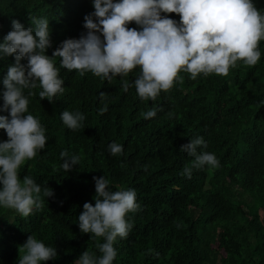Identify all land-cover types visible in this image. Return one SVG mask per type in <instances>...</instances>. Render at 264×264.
I'll use <instances>...</instances> for the list:
<instances>
[{
	"label": "trees",
	"instance_id": "1",
	"mask_svg": "<svg viewBox=\"0 0 264 264\" xmlns=\"http://www.w3.org/2000/svg\"><path fill=\"white\" fill-rule=\"evenodd\" d=\"M253 3L264 14V0ZM93 12V0H0V42L13 19L35 28L32 18H47L51 57L64 40L86 34L84 17ZM161 15L180 21L175 13ZM128 27L141 30L135 22ZM259 50L255 66L238 61L227 76L200 74L193 80L181 71L182 79L155 101L136 92L139 67L109 81L90 71H68L54 57L63 93L52 102L40 100L39 81L23 90L28 113L40 120L48 139L21 166L20 178L31 176L41 187L43 206L27 217L0 206V264H18L30 235L57 250L42 264H75L86 250L99 257L97 244L104 239L82 233L78 217L84 203L95 204L93 177L104 176L112 191L134 190L139 205L126 215L132 228L127 237H117L113 264H264V40ZM15 62V54L0 56L4 116L9 112L3 110V80ZM152 108L156 116L145 119ZM64 110L82 113V127L69 129L61 119ZM197 137L207 144L198 151L214 153L219 166L194 168L189 179L181 173L194 158L180 149ZM7 139L0 129V142ZM112 142L123 146L121 154L111 155ZM63 151L80 157L69 171L62 168ZM45 188L54 195L45 197Z\"/></svg>",
	"mask_w": 264,
	"mask_h": 264
},
{
	"label": "clouds",
	"instance_id": "2",
	"mask_svg": "<svg viewBox=\"0 0 264 264\" xmlns=\"http://www.w3.org/2000/svg\"><path fill=\"white\" fill-rule=\"evenodd\" d=\"M93 7L94 12L84 17L86 34L64 40L51 57L46 54L51 47L47 18H32L35 28H25L13 19L12 30L0 42V56L15 54L16 61L3 80V110L9 115H0V129L8 137L0 142V206L23 217L29 216L34 207H42L43 201L39 195L41 187L31 176L21 179L19 170L45 148L48 139L40 120L28 113L29 100L23 90L35 89L39 81L40 100L47 98L52 102L63 93L64 80L54 57H60V67L68 71L76 70L80 75L90 71L109 81L115 76H127L139 67L141 74L134 85L144 101H155L162 91H169L182 79L181 71L193 80L200 74L227 76L238 61L255 66L261 57L259 42L264 40V14L253 0H93ZM161 13L178 14L180 21ZM132 22L141 30L129 28ZM22 59L27 63L22 64ZM128 87L124 81V90ZM34 94L29 91L28 96ZM100 97L103 100L105 93L101 92ZM156 114V108L143 113L145 119ZM61 119L69 129L77 130L85 116L79 111L64 110ZM108 147L113 156L123 152L118 143L112 142ZM206 147L203 137L181 146V151L194 158L182 175L190 179L194 168L219 166L214 153L198 151ZM60 155L65 171L79 164V156H69L67 151ZM93 179L95 204L84 203L78 225L82 233L102 237L104 242L97 244L99 257L86 250L75 264H113L117 237H127L132 228L126 215L139 208L136 192L110 190L105 176ZM43 195L48 198L54 193L45 188ZM20 251L18 264H42L57 256L55 247L46 246L33 235Z\"/></svg>",
	"mask_w": 264,
	"mask_h": 264
}]
</instances>
